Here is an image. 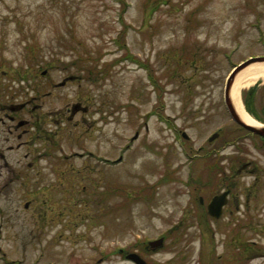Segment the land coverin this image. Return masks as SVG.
<instances>
[{
	"label": "rangeland",
	"instance_id": "1",
	"mask_svg": "<svg viewBox=\"0 0 264 264\" xmlns=\"http://www.w3.org/2000/svg\"><path fill=\"white\" fill-rule=\"evenodd\" d=\"M255 56L264 0H0V150L28 142L0 161V264H207L225 235L263 247L261 141H242L223 95ZM250 100L259 112L262 80L239 92L249 116ZM229 180L258 201L207 221L198 187Z\"/></svg>",
	"mask_w": 264,
	"mask_h": 264
},
{
	"label": "flooded vegetation",
	"instance_id": "2",
	"mask_svg": "<svg viewBox=\"0 0 264 264\" xmlns=\"http://www.w3.org/2000/svg\"><path fill=\"white\" fill-rule=\"evenodd\" d=\"M64 84H66V80H63V82L61 83V86H64ZM55 87H59L57 85L53 86ZM250 103V107H246L248 108V111H250V115L253 118H257L259 117V121L261 122L262 126H264V104L263 107L260 108V111L258 112L257 109L252 107V104L254 102H251V100L248 102ZM252 109V110H249ZM11 111L14 110V107L10 108ZM258 112V113H257ZM258 116V117H257ZM5 118H8L9 120H12L13 118L10 115H5ZM20 121V120H18ZM17 125L14 128V130H18L19 128V124L17 122H15ZM240 128V127H239ZM241 129V128H240ZM242 131L245 132V134L243 135L244 137L242 138V141L248 140V137H253V138H258L261 141V146H259L261 148V150L263 151L264 154V138H261L258 135H255L253 133H251L250 131H245L242 129ZM9 132H12L9 130ZM26 133L25 130H21L20 133H18V135H16V140H18L16 146L12 147V146H7L6 150H0V161L2 162H7L8 159V153H12V152H17L19 149H23L26 148L28 146V142L26 140H22V138L24 137V134ZM221 132L218 133V135H220ZM37 137V136H36ZM215 140V139H214ZM240 140V139H239ZM242 141L240 140L239 142H234V144L232 145L233 148L234 146L236 147L234 150L237 152V156H235V161L239 162V160H241L243 158V155L247 153V148H245L246 144L242 143ZM42 156L38 150L36 151V155L33 157L31 153H25L23 155L18 156L17 159H15V161L21 162V161H25V162H35L37 161V159ZM223 157L220 154H216L215 157L213 158V168H216V170H213V174L216 171H220L221 168H223V166L221 165V160ZM229 161V160H228ZM235 162V163H236ZM235 170L231 171L234 172ZM218 183V180L216 181V184ZM226 187L223 188H209L201 185L200 187H198L197 191L198 193H200V196L197 199V203H198V208L199 210H201L205 217L206 220L215 224H218L220 222H222V220L224 219L225 215L227 212H229L232 209L238 210L240 209L241 206L244 207V211H246V209L248 207H252V205H254L258 199L257 198H253L254 196L256 197L257 195L250 193L247 196V193L240 191L237 189V192L234 193V186L233 183L231 182V180L229 181H224L223 184H226ZM256 183V181L254 182ZM214 184H215V180H214ZM203 191V192H202ZM213 200H218L223 202V205L221 207V210L219 211V217L217 219L213 218L210 213H209V205L213 202ZM252 202H254L252 204ZM260 211H262L261 216L264 215L263 211H264V203L260 205ZM228 216L230 217L231 214L227 213ZM244 218H246V216H249V214L245 213L243 214ZM249 219V217L247 218V220ZM229 220V219H228ZM250 220V219H249ZM264 223V222H263ZM262 236L264 237V224H263V230H261ZM234 235L231 236H227L225 235V239L222 242L223 243V247L227 248L228 250L223 251L222 254L218 255L216 257V259H213L212 256H210L208 258V262L207 264H212L214 262V264H248L252 259L255 258H261L262 260H264V246L263 247H254L253 245H255L257 242L251 240V238H249L248 240H243L239 245L241 247H238L237 249H235V245H234V241L235 238ZM253 244V245H252ZM204 255V254H203ZM202 255V256H203ZM216 260V263H215ZM220 260V261H218ZM199 264H205L206 261L204 258H201V263L198 262Z\"/></svg>",
	"mask_w": 264,
	"mask_h": 264
},
{
	"label": "water",
	"instance_id": "3",
	"mask_svg": "<svg viewBox=\"0 0 264 264\" xmlns=\"http://www.w3.org/2000/svg\"><path fill=\"white\" fill-rule=\"evenodd\" d=\"M264 62V57H253V58H249L248 60L242 62L241 64H239L237 67L234 68V70L232 71V73L230 74L228 81L226 83L225 86V104L226 107L228 109V112L231 116V118L237 122L239 125H241L242 127L256 133V134H260V135H264V128H257V127H253V126H249L247 124H245L238 116L233 103L231 102L230 96H229V90L231 87V84L233 83V80L235 79L236 75L241 72L242 70H244L246 67H248L249 65L253 64V63H263ZM223 205V202L218 201V200H213V202L209 205V213L211 215H213L214 217H218L219 216V211L221 209V206ZM161 244V241H157L152 243V246L155 245H159ZM151 246V247H152ZM128 259L132 260L134 263L136 264H146L138 255L136 254H130L127 256Z\"/></svg>",
	"mask_w": 264,
	"mask_h": 264
},
{
	"label": "bare ground",
	"instance_id": "4",
	"mask_svg": "<svg viewBox=\"0 0 264 264\" xmlns=\"http://www.w3.org/2000/svg\"><path fill=\"white\" fill-rule=\"evenodd\" d=\"M258 80H262L264 82V63H253L239 72L236 75L230 88V99L233 103V106L240 119L248 125H257V122H255L242 109L239 103V92L241 91V89L251 86Z\"/></svg>",
	"mask_w": 264,
	"mask_h": 264
}]
</instances>
